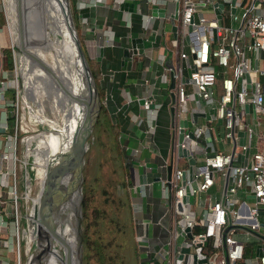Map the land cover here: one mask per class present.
I'll use <instances>...</instances> for the list:
<instances>
[{"label": "built area", "instance_id": "2783aa9c", "mask_svg": "<svg viewBox=\"0 0 264 264\" xmlns=\"http://www.w3.org/2000/svg\"><path fill=\"white\" fill-rule=\"evenodd\" d=\"M173 1L178 3L175 44L179 60L169 66L170 74L174 77V100L171 103L174 110L170 118L173 135L171 151H175L176 133L180 127L178 120L188 117L183 115L184 112L196 110L189 105V101L197 96L210 113L207 115L201 109L205 122H192L193 138L201 145L199 150H195L201 153V159H196L192 165V176L189 178L187 175L188 164L186 167H179L175 163L172 165L169 186L165 180L161 182L162 198L169 216V250L163 246L156 250L161 258L159 262L176 264L177 255L182 254L179 264H197L195 248L200 246L202 250L206 241L211 239L213 250L210 254L216 255L213 264H264V213L258 211L259 207H264V150L257 148L250 151L253 138L264 137L255 129L261 116H264V67L257 65V60L253 66L250 56L252 53L254 59H257L259 53L264 52V0H232V3H224L221 18L225 16V21L215 17L213 9L216 0ZM84 4V0L77 2L78 6ZM231 7L234 8L233 12ZM150 17L152 15H146L145 19ZM189 24L194 27L189 29ZM5 46L0 39V101L11 102L10 105H13L14 97L5 96L7 93H16L14 87H10L17 86V71L14 67L12 76L10 69L2 67ZM10 47L15 60L13 45ZM192 51L196 62L190 56ZM186 58H189V64L184 63ZM187 67L192 68L189 72L190 82L182 80ZM159 75L165 80L164 71ZM219 75L221 91L217 93L215 84ZM257 77L259 80L255 83H258V88L255 89L253 83ZM150 102V99L142 98V104L148 106ZM245 103L251 105L253 110L250 120L245 117ZM10 105L0 106V126L4 128L0 131V231L7 228L9 230L8 237L0 240V243L14 249L15 235L18 249L21 220L17 194L18 157L15 154L17 135L15 124L13 132L8 127V118L13 116L14 110ZM154 110V106L147 108V116H152ZM217 117L223 122V138L230 139L234 144L233 153L232 148L229 151L215 150L207 138L211 122ZM237 130L244 131L242 144L239 143ZM246 148H249V152L246 163L242 164L236 155L244 153ZM183 170L186 172L184 179ZM215 176L222 179V187L218 196L206 201L203 194L214 184ZM25 180L26 175L22 180L26 187ZM251 182L253 188H250ZM131 187L138 190L140 185L136 183ZM186 193L188 200L185 201L183 196ZM249 194L253 196L249 197ZM140 223L142 232L137 235L138 241L146 238L147 221L140 220ZM196 223L200 224L201 230L192 232ZM228 225L229 228L226 229ZM186 228L191 236L187 235ZM237 231L242 238L253 236L261 254L245 255L244 242L237 236ZM188 255L193 256L194 263L186 261ZM205 256L206 264H209V255ZM0 264H8V261L0 259Z\"/></svg>", "mask_w": 264, "mask_h": 264}, {"label": "crops", "instance_id": "0c3cea01", "mask_svg": "<svg viewBox=\"0 0 264 264\" xmlns=\"http://www.w3.org/2000/svg\"><path fill=\"white\" fill-rule=\"evenodd\" d=\"M88 4L90 6L89 17H76V22L83 49L90 58L95 60V67L98 70L97 80L102 92L101 98H104L103 107L108 118L118 126L119 142L123 146L124 160L129 172L128 188L131 203L133 206L136 205L134 222L137 235L142 232L140 220L147 221L146 238L138 245L142 256L141 261H144V264H161L160 255L156 250L160 246L169 250L167 243L169 241L167 230L169 216L166 211L167 205L162 198L161 182L165 180L166 164L170 159L173 166L175 163L179 167L187 166L186 158L182 159L176 155L175 151H171L173 135L169 106L172 101L169 91L173 88H169V66L179 60L176 44L173 54L169 49V35L174 40L176 39V34L173 35L171 31V25L175 22L171 16L174 1L101 0L100 2L91 1ZM152 6L164 7V16L153 15L146 20L145 16L150 15ZM133 37L142 38V53H138L137 47L131 45L130 39ZM98 43L103 45L100 60H96L94 53V46ZM124 47L129 49L128 58H124ZM253 55L250 53L253 66L256 60L259 65L260 60L264 59V52H260L257 59H254ZM183 61L185 63V59ZM153 62L162 65L160 73L164 71L165 80H162L160 73L157 74L156 68L152 67ZM184 73H186V68ZM258 80L259 77L254 78L253 87ZM220 88L219 82L216 83V92H219ZM142 98L150 99L148 106L155 107L152 116H147L146 109L149 107L142 104ZM189 105L196 110L206 111L207 115L210 113L200 99H198V105L195 99L189 101ZM244 111L245 117L248 120L252 119L251 105L247 111L245 109ZM217 119L218 117L211 122L210 135L207 138L212 142L215 150L229 151L234 144L230 139L220 137L224 126L222 120ZM197 121L200 124L205 122L203 116H198ZM255 129L264 136V116H261ZM251 148L264 150V137L253 138L250 151ZM193 152L201 157L200 152ZM154 172H158L159 176H154ZM141 173L144 174V182L139 181ZM136 183L140 187H137L138 190H133L131 186ZM221 187L222 179L215 176L214 184L203 194L206 201L218 196ZM237 236L242 238L238 231ZM242 240L245 242L243 238ZM257 244L255 240L252 251L248 244L245 245L244 250L247 252L245 255L256 254Z\"/></svg>", "mask_w": 264, "mask_h": 264}, {"label": "rangeland", "instance_id": "374dc122", "mask_svg": "<svg viewBox=\"0 0 264 264\" xmlns=\"http://www.w3.org/2000/svg\"><path fill=\"white\" fill-rule=\"evenodd\" d=\"M6 18L4 0H0V28H2L0 39L7 47L8 45H11V36L14 35V32H10L11 28L9 29ZM169 49L173 54L175 40L170 35ZM14 53L15 60L9 49L4 48L2 55V67L10 69L12 76L14 75V67H16L17 86L10 87L12 89L14 87L16 93H7L5 96L6 98L14 97V102L13 105H10L12 104L11 102L0 101V106L8 104L10 105L9 107H14V110L12 111L13 116L8 118V127L9 129L14 130L15 124L16 135L18 136L15 140V154L18 157L17 194L19 198L20 220L22 223L19 221L20 240L18 249L16 248V237L14 235V249H9L0 243V259L5 258L8 261V264H24L34 247V240L28 239V227L32 224L30 222V210H32L33 205L32 198L38 195L40 190L38 167L41 166L40 157L42 151L41 146L38 143L40 139H45L44 133L51 129V126H49L50 124L43 121L40 122L38 118H47L57 124H60V120L57 114V107L53 105L51 98L52 95H48L47 93L43 94L40 87H36L35 89L32 85L40 83L39 79L36 77H30L29 82L32 83L33 90L28 94V89L24 87V84L27 81V74L22 72L23 70H20L19 68L24 60L15 50ZM259 65L264 67L263 58L260 60ZM31 67H34V65ZM230 71L231 62L229 63L228 68L229 73ZM9 75H11V73ZM103 99L101 98L102 101H104ZM102 105L103 102L101 106ZM183 115L188 116V112H184ZM96 122L92 126L88 139V147L84 154L79 199L77 204L71 208L74 219L72 223L73 234L76 236V240H79V245L76 247L78 264H144L143 261H141L142 256L141 253H139L140 251L138 250V256L136 255V257L132 252L134 241L127 229L128 223L124 218L126 213V205L123 201V195L126 188L122 184V182L125 183L126 163L124 156L123 158L119 156L116 147L112 146V133L105 130L103 126H98ZM221 136H223V133H220V137ZM120 150H123L121 143ZM252 150L253 149L251 148V151ZM193 154L198 161L201 159L198 153L193 152ZM179 157L185 159L184 156ZM181 164L183 165V163ZM25 175L26 187L22 182ZM83 183H86L88 186L87 192L89 195L86 218L92 220V224L88 227V234L91 239H96L101 242V249L106 257L102 263L97 259V253L93 244H88V247H85L82 241L85 233L84 220L86 219L83 216L84 213L82 212L81 206L83 199ZM25 191L28 193V197L25 196ZM128 191L130 192L129 188ZM94 207L99 208V212L92 211ZM135 208L136 205L132 206L135 229L134 235H137L134 222ZM66 212H69L68 207L64 208L63 214ZM178 216H180V212H178ZM63 224L64 222L62 223V226ZM8 234V228L0 231V240L7 238ZM243 239L245 241L244 246L248 244L252 251L256 239L253 238V236ZM140 242V240H137V245H139ZM57 246L60 247L58 244ZM85 252H88L86 259L84 258ZM215 257V254L209 255V264H213ZM236 264H241V262Z\"/></svg>", "mask_w": 264, "mask_h": 264}, {"label": "water", "instance_id": "95a60500", "mask_svg": "<svg viewBox=\"0 0 264 264\" xmlns=\"http://www.w3.org/2000/svg\"><path fill=\"white\" fill-rule=\"evenodd\" d=\"M14 7V17L13 14L11 16V29L10 32H14V39L12 41L11 36V44L13 45V49L20 55L26 56L29 60H31L32 65L37 64L41 68H43L47 74H49L55 85L59 86L62 89L64 95H66V103L67 108L72 105L75 110V115L73 110H71V114L74 115L73 126L70 132L67 130L63 132V140L61 142V147L59 150L51 156L49 159V163L45 167L44 175L42 178L41 187L39 190L38 201L37 203H33L32 213L30 217L32 235L34 240L33 250L29 253L24 264H42V258L44 253L49 248L48 239L45 236L46 233L50 232L53 235H56V238L59 241V245L62 247V254L64 264H78L76 247L79 245V240H76V236L73 234L72 223L73 212L71 208L77 204L79 199L80 191H81V181H82V168L84 161V154L88 147V139L91 133V129L93 124L96 122L97 117L100 112L102 100L99 92V84L98 80L93 74L91 70L86 53L83 49L82 43L80 41L78 31L75 25V18L73 16V10L70 5V0H61V10L66 22V25L69 30L70 36V47L73 52L74 58L81 69L80 77L83 80V86L81 89L84 91H77L72 93L69 89L65 87V85L61 84V78L53 77L56 76L50 68L38 57L29 52L26 49L25 43L23 41L22 33L23 27L29 26L31 24L27 18L28 15V3L26 0H13ZM80 0H75L74 7L76 9L77 18H88L89 17V2H100L101 0H84L85 4L83 6H78L77 2ZM224 3H232V0H216L214 2V14L216 18H221V9L224 6ZM177 7L178 3L174 2V10L171 14L173 20L177 19ZM234 11V8L231 7V12ZM6 14V9H5ZM165 14V8L161 6H152L150 8V15L161 16L163 17ZM8 14H6V17ZM7 20L9 21L8 17ZM193 24H189L188 28H193ZM171 31L173 35L176 34L177 24L173 22L171 25ZM131 45L137 47V52H143V43L141 37H133L130 39ZM135 52V50H133ZM94 53L96 60H100L103 53V45L98 43L94 46ZM124 58H128L129 49L128 47L123 48ZM191 58L194 59L195 53L191 52ZM195 60V59H194ZM196 62V60H195ZM185 63L189 64V58L185 59ZM256 65V62L254 63ZM152 67L156 68L157 74L161 72L162 65L156 62L152 63ZM192 70L191 67L186 68V73L182 76V80L185 82H190L191 78L189 77V72ZM174 86V77L170 74L169 79V88H173ZM258 88V83L255 84V89ZM56 90V89H55ZM169 95L171 101L174 100V92L171 89L169 91ZM196 104L198 105V97L195 96ZM58 105L57 114L60 120V126L65 127V121L63 119L64 109L61 108L62 101L60 97L57 98ZM142 101V100H141ZM249 108V104H244V109L247 111ZM66 110V109H65ZM174 110L173 104L169 106V111L172 115ZM204 112L192 110L188 113V117L181 118L178 120V124L180 125L177 133H176V144H175V153L178 156H184L187 160L188 169L187 175L189 178L192 176V165L195 164L196 158L193 156L192 152L195 150H199L201 145L196 143L193 138V132L191 130L192 122L197 120V116H203ZM218 121L221 119L218 118ZM39 121H41L39 119ZM68 124V123H67ZM51 126V125H49ZM51 128H53L51 126ZM55 129V128H53ZM4 128L0 126V131H3ZM236 133L240 136L239 143L244 142V131L237 130ZM234 147L232 148L233 153ZM249 152V148L244 150V153H237L236 157L241 161L242 164L246 163V157ZM172 171V160L168 161L166 164V176L165 183L169 186V179ZM186 175L185 170L182 172V178L184 179ZM154 176L158 177L159 173L154 172ZM145 177L144 174L139 175V181L144 182ZM250 188H253V183L251 182ZM252 197V194L248 195ZM183 200H188V193L183 196ZM65 207L69 208V212L63 214V210ZM259 213H264V207L258 208ZM60 221L59 224H63V227L67 224L68 228L72 232V240L73 244L71 246V241L67 239L68 235L67 231L63 230L62 234H56V221ZM229 228V225L226 229ZM187 235L191 236L188 228ZM74 245V247H73ZM256 254H261L259 250V245L256 247ZM195 253L198 256L196 261L197 264H206V256L202 252L201 247L197 246L195 248ZM74 254V255H73ZM182 254H178L176 257V264H179L180 258ZM193 256L188 255L186 258L187 262L194 263Z\"/></svg>", "mask_w": 264, "mask_h": 264}, {"label": "bare ground", "instance_id": "6f19581e", "mask_svg": "<svg viewBox=\"0 0 264 264\" xmlns=\"http://www.w3.org/2000/svg\"><path fill=\"white\" fill-rule=\"evenodd\" d=\"M26 1L28 3L29 12L27 18L31 23L28 27H23L22 37L26 49L36 57H38L40 60H42L48 66V68L53 70L54 74L56 75L53 77L61 78V84H64L65 87L70 90V92L74 93L76 92V90L79 92L84 91V89H81L83 86V80L80 77L81 69L74 58L69 44L70 34L61 10V0ZM13 3V0H4L6 14H8L7 17L9 19V28H11L12 23L11 16L13 14L14 17L15 14ZM13 39L14 36L12 37V41ZM23 60L24 61L23 63H21V66L19 68L20 70H23L22 72H25V74H27V81L25 82L24 87L28 89V94L33 90L32 85L35 89L36 87H40V90L43 94L47 93L48 95H52L51 98L54 106L58 105L57 98L60 97L62 101L61 108L64 109L65 113L63 114L65 127H61V124H57L52 120H48L47 118H40L41 121L46 122L53 128H55H51L49 131L44 133L45 139H40L38 143L41 146L42 151V155L40 157L41 166L38 167V174L40 176L39 184L41 187L45 167L49 163V159L51 158V156L55 154L61 147L63 132L67 130L70 132L73 126L75 110L72 105L67 108L68 104L66 103V95H64L62 89H60L58 85H55L52 77L47 74V72L43 68H41L37 64H34V67H31L32 61L29 60L26 56H23ZM31 76L32 78L36 77L37 79H39L40 83H38L37 85L30 83L29 80ZM71 110H73L74 115L71 114ZM38 195L32 198L33 203H37ZM25 196L28 197L27 192ZM56 223V234L61 235L63 230H65V232L67 231V239L70 242L73 238V235L72 232H69L70 228L68 227V225L66 224L65 227H63L62 224H59L60 221H58V219ZM31 227L32 226L30 225L28 232L29 240L33 238ZM45 236L48 239L49 248L44 253L42 264H64L62 247L59 245V241L56 238V235L48 232L45 234ZM57 244L60 247H58ZM72 244L73 240L71 241V246Z\"/></svg>", "mask_w": 264, "mask_h": 264}, {"label": "trees", "instance_id": "16d2710c", "mask_svg": "<svg viewBox=\"0 0 264 264\" xmlns=\"http://www.w3.org/2000/svg\"><path fill=\"white\" fill-rule=\"evenodd\" d=\"M71 2V8L73 10V16L75 18V25L77 27V31H78V24L76 22V9L74 7V2L75 0H70ZM3 16V15H2ZM3 20H4V17H3ZM222 21H225V16H222L221 18ZM78 35H79V38H80V41L82 43V39H81V35L78 31ZM6 49H9L10 53H11V47L10 45H8L7 47L5 46ZM86 53V52H85ZM12 54V53H11ZM86 57H87V60H88V63H89V66L91 68V70L93 71V74L95 75L96 78H98V70L96 69V65H95V60L93 58H90L87 54H86ZM12 64V63H11ZM220 80H221V76L219 75L216 79V83L219 82V86H220ZM221 89V88H220ZM221 91V90H220ZM219 91V92H220ZM99 92H100V95H101V89L99 87ZM218 93V92H217ZM96 124L98 126H103V128L105 130H107L109 133H112V140H111V144L112 146L116 147L117 149V153L119 156H121L123 158V156L125 155V153L123 152V150H120V142H119V130H118V126L115 122H112L108 116H107V113L105 111V108L103 107V105L101 106V109H100V114H99V117L97 119V122ZM9 131H13V129H9ZM18 138V136H17ZM124 181V180H122ZM122 184L125 186V191H124V195H123V201L126 205V213H125V221H127L128 223V226H127V229L131 235V237H133V254L134 256L136 257V255L138 254V245H137V235H134L135 234V229H134V223H133V214H132V203H131V198H130V193L128 191V187H129V184H130V179H129V172H128V169H127V166L125 165V183L122 182ZM87 189H88V186L86 185V183H83L82 184V192H83V199H82V202H81V206H82V212L84 213L83 216L86 218L87 217V207H88V203H89V195H88V192H87ZM94 212H99V208H93ZM96 214V213H95ZM94 221V220H93ZM91 222V223H90ZM92 224V220H88L87 218L84 220V229H85V233L83 235V244L85 245V247H88V244H93V247L97 253V259L102 263L104 262V258H106L104 256V253H103V250L101 249V242H99L98 240H94V239H91L89 234H88V227ZM201 230V227H200V224L199 223H196L194 225V227L192 228V232H198ZM213 248L211 246V239H208L205 243V245L203 246L202 248V251L206 254V255H210V253L212 252ZM246 250L244 251V254H246ZM88 255V252H85L84 254V258L86 259V256ZM138 256V255H137ZM111 259V257H110ZM138 259V257H137ZM144 263V261H143Z\"/></svg>", "mask_w": 264, "mask_h": 264}]
</instances>
